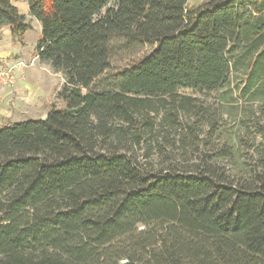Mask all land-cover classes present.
<instances>
[{
    "label": "trees",
    "instance_id": "1",
    "mask_svg": "<svg viewBox=\"0 0 264 264\" xmlns=\"http://www.w3.org/2000/svg\"><path fill=\"white\" fill-rule=\"evenodd\" d=\"M26 1L64 107L0 128V264H264V0Z\"/></svg>",
    "mask_w": 264,
    "mask_h": 264
},
{
    "label": "crops",
    "instance_id": "2",
    "mask_svg": "<svg viewBox=\"0 0 264 264\" xmlns=\"http://www.w3.org/2000/svg\"><path fill=\"white\" fill-rule=\"evenodd\" d=\"M27 12L29 14V9ZM27 12L21 14L26 16ZM39 25L41 26L40 23ZM30 33L31 31L27 32L24 39L18 40L13 38L10 26L2 28L0 32V71L14 67L21 61L29 62L35 54L37 55V52L33 51L32 43L37 48L41 34L35 42L32 37L29 41ZM59 75L54 73L49 66H43L41 62L36 68L16 69L15 84L11 87L0 88V128L7 122H23V116L27 115L22 112L26 108L37 116H43L40 117L42 120L46 119L48 113L41 114L38 111L53 105L52 101L64 83V79L57 85L53 83L54 78H58ZM51 83L53 87L51 86V90H48V84Z\"/></svg>",
    "mask_w": 264,
    "mask_h": 264
},
{
    "label": "rangeland",
    "instance_id": "3",
    "mask_svg": "<svg viewBox=\"0 0 264 264\" xmlns=\"http://www.w3.org/2000/svg\"><path fill=\"white\" fill-rule=\"evenodd\" d=\"M209 1H211V0H189V7L190 8H196V7H199L202 4L209 2ZM14 4L18 7V9L21 13H25L29 9L28 3L26 0H14ZM26 17H27V21L33 27V29L31 30V33L29 35V41H30V38L32 37V39H34V41L36 42L37 37L41 34L40 33L41 32V26L39 25V23L35 19H33L32 17L29 16L28 12H27ZM24 37H23V39H24ZM32 44H33V47H32L33 51L37 52L36 45L34 43H32ZM112 45H113L112 67H111L110 71H108L102 77L101 81H99L95 85V87H94L95 90L105 89V88L112 86L114 84L113 83L114 77L118 74V72L121 69L129 66L131 63H133L134 61L143 57L144 55L148 54L149 52H151L155 48V45H151V44H144V45H140V46H136V47H128L124 44L123 40H121V39H114L112 41ZM37 56L38 55L35 54V56H33V58L29 62H25V61H21V62H24L26 64H31L34 62L33 66L28 67V68H36V67H38L39 62H40L39 59H37L38 58ZM42 65L44 66V64H42ZM25 69H27V68H22L21 70H25ZM17 75H19V74H17ZM15 80H16V78H15ZM62 81H63V78L61 75H59L58 78L57 77L54 78L53 83H55L57 85L59 82H62ZM53 83L48 84V87H47L48 90H51L50 87L51 86L53 87ZM183 93L191 94V92L189 90H186ZM236 95H238V94L236 93ZM219 101H220V95L219 94L213 95V97L209 100V102H211V103L212 102L213 103L219 102ZM52 102H53L52 106H56L57 108L64 107V104L62 102L58 101L56 99V97L54 98V100ZM52 106L47 107L45 109H41L38 112H40L41 114L44 112L49 113ZM235 106H236L235 107L236 109L232 112L233 115L230 116V118L228 119V123H227V127L230 129H234V131H236L238 120L241 118L243 110H244L246 105H245L244 100H242V101L239 100V102ZM3 110H1V111H3ZM22 114L27 115V116H23L24 117L23 121L39 120V119H41L40 117H43V116H37L36 114H34L31 110H28L27 108L24 110V112H22ZM7 123H4V124H7Z\"/></svg>",
    "mask_w": 264,
    "mask_h": 264
},
{
    "label": "built area",
    "instance_id": "4",
    "mask_svg": "<svg viewBox=\"0 0 264 264\" xmlns=\"http://www.w3.org/2000/svg\"><path fill=\"white\" fill-rule=\"evenodd\" d=\"M38 57V56H37ZM39 59V58H37ZM34 64L19 62L16 66L0 71V88L11 87L15 84V70L32 67Z\"/></svg>",
    "mask_w": 264,
    "mask_h": 264
}]
</instances>
